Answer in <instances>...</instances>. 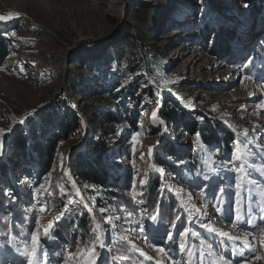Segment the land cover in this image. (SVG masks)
I'll list each match as a JSON object with an SVG mask.
<instances>
[{
    "label": "rangeland",
    "instance_id": "1",
    "mask_svg": "<svg viewBox=\"0 0 264 264\" xmlns=\"http://www.w3.org/2000/svg\"><path fill=\"white\" fill-rule=\"evenodd\" d=\"M21 1L17 7L0 0V16L18 14L0 20V130L5 133L0 137V264H24L16 249L23 250L30 230L40 247L53 251L55 244L35 228L37 216L45 226L58 224L52 230L58 243L73 251L71 257L65 252L63 264H103L111 256L120 257L119 264H218L212 251L230 264H264V173L237 176L223 167L233 140L245 139V129L248 139L264 148V0L257 13L249 0H169L154 13L153 0ZM235 93L242 97L233 99ZM56 112H64L73 125L65 118L60 132L50 117ZM47 137L55 145L49 146L53 161L44 173L33 147ZM93 157L101 159L108 179L114 177L107 187L81 180L73 170L76 161ZM254 159L264 166L260 156ZM214 186L217 193L221 187L232 193L223 211L216 210ZM31 204L32 211H22ZM65 204L67 219L57 221ZM100 208L107 211L101 214ZM6 212L19 218L7 227ZM97 222L108 247L97 245L98 256L90 244L88 251L83 243L74 249L76 240H89ZM209 222L241 239L209 233L201 227ZM141 223L146 239L138 231ZM185 228L189 232L182 237Z\"/></svg>",
    "mask_w": 264,
    "mask_h": 264
},
{
    "label": "snow or ice",
    "instance_id": "2",
    "mask_svg": "<svg viewBox=\"0 0 264 264\" xmlns=\"http://www.w3.org/2000/svg\"><path fill=\"white\" fill-rule=\"evenodd\" d=\"M18 15V14H14V13H9L7 16H0V20H8V19H12L13 16ZM14 35V33H13ZM248 65H244V67H247ZM21 71H23V69L21 68ZM245 79H250V77H245ZM163 83H174V81L168 80L166 78H163ZM147 86V85H145ZM169 91H171V89H168ZM117 91H119V89H117ZM157 94H159V92L157 91ZM73 107H75V105H73ZM33 113H29L28 116L26 117H22L18 122L23 124L25 122V120L32 116ZM152 119L153 121H155L157 119V113L156 111L152 112ZM202 119V118H201ZM161 123H163V121H160ZM81 123H83V121H81ZM233 131L235 132V129H233ZM4 131L0 130V137H3L4 135ZM137 135H139V133H137ZM197 139L200 136V133L197 132L194 134ZM244 140H241L239 137H237L236 139L233 140L232 145H233V152L232 154L223 162V167L226 171L229 172H235L237 174V176H239L240 174H244V175H251L252 171H258L261 173H264V166H258L255 163V157L260 156L261 159H264V148H262L260 146L259 143L248 139V130L245 129L244 130ZM133 140H135V137H133ZM253 147L256 149H259V151H254ZM152 149H149V154H151ZM218 152V149H217ZM3 140L0 139V155H3ZM245 157H247V159H245ZM240 161L241 163L239 164V166H237L236 162ZM160 173H163V169H159ZM205 180H208L209 177L205 176L204 177ZM141 187L143 188V186H145L148 181L147 179L141 180ZM251 183L253 185L256 184L255 180H252ZM43 185L41 184L38 188L33 190V200L36 199V197L39 195V189L42 188ZM73 187H75V182H73ZM235 188L237 189V195H239V190L241 189V184L239 179H236L235 182ZM171 191V189H169ZM61 194L63 195L64 193V188L60 189ZM5 195L7 197H9L12 201H14L16 199L15 196H13L10 192L5 193ZM139 195L142 197L143 196V191H141L139 193ZM137 193L135 192V184L133 183V187H132V198L133 200L136 199ZM231 196L232 193L231 191L226 188V187H221L219 188L218 193L215 191V186H214V196L213 199L217 201V211H223V206L230 202L231 200ZM38 202V201H37ZM72 203H75V200L71 201ZM140 203H143V200L139 201ZM84 207L88 208L87 203H84ZM205 207H207V205H205ZM35 208V204H31L27 209L22 210L23 212H30ZM68 208V205L65 204L64 205V209L65 211L61 213V216L57 217V221H60L61 219H67L66 216V210ZM45 209L44 207L40 208V212H44ZM107 211L106 208H100L99 212L101 214L105 213ZM197 211H199V209H197ZM88 212L91 213L92 209L88 208ZM132 213L128 212L127 216H131ZM251 215V212H249V216ZM19 218H13L11 213H5L3 216V220L5 221V226H9L10 222L12 224L15 223V220H18ZM93 221L96 220V217L93 215L92 217ZM150 219L155 222L157 220V215H152L150 217ZM104 220L106 223L110 224L113 228L115 227V224L112 223L113 218L106 216L104 217ZM237 221L239 222V216H237ZM249 224L251 223V220L249 219L247 221ZM22 223V221H21ZM71 227L75 228V225H71ZM58 227V224H54L52 221H49L47 226L41 224V218L39 216H37L35 218V228L36 230L39 229H43L44 232V239L48 240V241H52L55 244V248L53 249V251L51 253L46 252L42 247H40V241L36 235V231H29L26 235L30 236V240L26 239L25 240V244H24V248L21 251L19 248L16 249V251L24 258V264H53V261L55 260V264H63V258L65 255V252H67V255L69 257H71L73 255V251H69L66 248L61 247V245L58 243L59 241V237H56L53 233V229ZM173 228H175V224L172 225ZM201 227L207 229L209 231V233H218V235L220 237H227L229 241H235V240H239L241 239L238 236H234L231 235L229 232L227 231H222L219 228L214 227L210 222L207 224H202ZM233 227H236L235 224H233ZM140 235L142 237H144V233L146 231V229L144 228L143 224H140V227L138 229ZM262 232H264V229H261ZM89 232L92 234L89 238V240H76L74 243V249L79 247L82 243L84 244L85 250L88 251L89 247L88 245H91V251L96 252V247L97 245L99 246V248H106L108 247L105 242H104V231L102 229V226L100 223H95L94 227H91L89 229ZM189 232L188 228H185L183 230V232L180 233V235L182 237L186 236ZM192 235H198L197 233H192ZM245 236H247V233H245ZM146 239V237H144ZM121 239L127 241V237L126 236H122ZM174 240L173 234L172 232H168L167 233V241L168 242H172ZM201 244H204L205 241L203 239H201ZM128 243H131V241H128ZM262 244H264V240L261 241ZM181 250L185 249V245L183 243H181L180 245ZM133 247H135L133 245ZM153 247L155 248V245L153 244ZM207 247L211 250L212 249V245L208 244ZM73 249V250H74ZM138 251H140L139 249H137ZM156 251L159 252H164L165 249L163 247H159V248H155ZM109 251H111V249H109ZM211 254L213 256L217 257L218 260V264H230V261L228 259L225 258L224 255L222 254H217L215 251H212ZM96 255L98 256L99 253L96 252ZM141 255H146L143 251H141ZM201 256H203V253L201 252L200 254ZM241 255H243V253H241ZM149 259L151 257H148ZM123 259L127 260L128 257L125 256L123 257ZM119 260L120 257L118 256H111V257H105L103 264H119Z\"/></svg>",
    "mask_w": 264,
    "mask_h": 264
},
{
    "label": "trees",
    "instance_id": "3",
    "mask_svg": "<svg viewBox=\"0 0 264 264\" xmlns=\"http://www.w3.org/2000/svg\"><path fill=\"white\" fill-rule=\"evenodd\" d=\"M249 1L251 2L249 5L250 6L249 9L252 10L253 13H257L258 8L261 5L262 0H249ZM202 42H203V45L209 47V45H208L209 42H208V39L206 36H203ZM46 117H47V115L42 116L43 121H45ZM50 117H51V120L54 121V124L57 125L60 132L64 131V129H65V125H64L65 118L66 119L68 118V120H69L68 125H70V126H71L72 121H73L64 112L63 113H58V112L51 113ZM212 130L214 131V133L217 132V130L215 128H213ZM212 130H210V131H212ZM29 132L35 136V132H34L33 128L29 129ZM212 137L213 136L211 134H209V137L207 136L206 137L207 139H205V141L208 142L209 139ZM47 138H48V140L43 141V143H42L43 145L38 146V147H33V150H37L39 153L38 163H37L39 166V170H40V172H44V173L49 170L51 163L53 161L51 158V154H50V149H51L50 147H51V145L53 147L55 145V144L53 145V143L55 141H53V139L51 140V137H47ZM47 138H45V139H47ZM20 144H22V142ZM166 151L169 152V149L167 148ZM44 153H46L47 155L44 156ZM49 154H50V156H49ZM155 159H156V156H155ZM157 160H158V162H161L160 159H157ZM3 168H4V164L3 165L1 164L0 165V172H2ZM73 170H74L75 174L80 177L81 180H84L87 182H92V181L96 182L95 184L97 186L107 187L109 182H113V180H114V177H109V179H108V173H107V171H105V165L103 164V162L101 161V159L99 157H93L91 159V161H89V162H86L83 159L76 161L74 163ZM152 193H154V192H152ZM92 202H93L94 206L98 207L97 201H92ZM83 215H84L83 216L84 220L86 219L88 222H90V219L88 218V214L86 213V211L84 209H83ZM81 232L85 233L86 231H84V229H83ZM86 237H87V235H86ZM127 255H130L129 251H128V253L124 254V256H127Z\"/></svg>",
    "mask_w": 264,
    "mask_h": 264
},
{
    "label": "bare ground",
    "instance_id": "4",
    "mask_svg": "<svg viewBox=\"0 0 264 264\" xmlns=\"http://www.w3.org/2000/svg\"><path fill=\"white\" fill-rule=\"evenodd\" d=\"M167 1L169 2V0H153L152 3H151L150 11L152 13L157 12L158 11L157 9H159L162 6H164V4ZM37 2L44 5V1H42V0H37ZM12 3H13V5H15L17 7H21L22 1L21 0H12ZM1 89H3L2 86H0V90ZM237 97H240L241 98L242 96L240 95V93H235L233 99L234 98H237Z\"/></svg>",
    "mask_w": 264,
    "mask_h": 264
}]
</instances>
